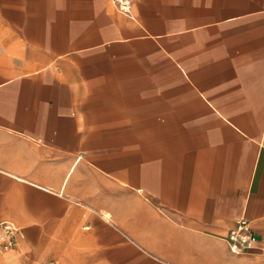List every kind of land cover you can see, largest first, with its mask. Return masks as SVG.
<instances>
[{
  "label": "crops",
  "instance_id": "obj_1",
  "mask_svg": "<svg viewBox=\"0 0 264 264\" xmlns=\"http://www.w3.org/2000/svg\"><path fill=\"white\" fill-rule=\"evenodd\" d=\"M128 1L0 0V164L111 213L88 264H264V0Z\"/></svg>",
  "mask_w": 264,
  "mask_h": 264
},
{
  "label": "rangeland",
  "instance_id": "obj_2",
  "mask_svg": "<svg viewBox=\"0 0 264 264\" xmlns=\"http://www.w3.org/2000/svg\"><path fill=\"white\" fill-rule=\"evenodd\" d=\"M4 136V133L0 131V145ZM93 218L95 216L81 205L31 185L17 182L0 173V222L11 219L27 231L26 240L1 253L0 260L25 242L28 254L22 255L20 264H88L90 262L82 261L86 256L93 255L95 252L100 254L110 252L108 247L97 244L101 243L97 235L92 232L94 228H85L84 225L92 222ZM45 235L49 245L51 244L49 250L37 260L28 257L35 252L39 240ZM121 250L120 255H133V259H130L128 264H145L144 252L138 247L134 246L132 252ZM119 260L117 263L100 264H126L120 257Z\"/></svg>",
  "mask_w": 264,
  "mask_h": 264
},
{
  "label": "bare ground",
  "instance_id": "obj_3",
  "mask_svg": "<svg viewBox=\"0 0 264 264\" xmlns=\"http://www.w3.org/2000/svg\"><path fill=\"white\" fill-rule=\"evenodd\" d=\"M0 172L5 173L6 175H9V176L15 178V180H17L19 182L27 183L29 185L35 186V187H37V188H39L41 190H44L46 192L50 193V190H53L52 187H50V185L48 183L28 178V177L16 172L15 170H13L11 168H8L6 166H3L1 164H0ZM54 191L56 192V193H54L56 195L65 197V198H67L68 200H70V201H72L74 203H79V204L85 205V206L97 211L102 216V218L105 221H107V222H109L111 224H115V222H114V220L112 218V215H111V213L109 211H102V212L100 210L98 211L94 207H92L90 205H87L81 199L75 197L74 195H72L70 193H65V192L57 191V190H54ZM84 226H85V228H91V226L88 225V224H86ZM47 239H48L47 235L43 236L39 240L35 252L29 254L28 257H30L33 260H37L42 255H44V253H46L49 250V248H50L49 247L50 245H49V242H48ZM24 243L19 248H17L18 250L16 249L13 252H8L5 255V257L0 260V264L3 263V262L4 263H9V264H20L22 255L24 253H27V246ZM138 246L142 250H144L146 252H149L148 251L149 248L147 246L141 245L139 243H138Z\"/></svg>",
  "mask_w": 264,
  "mask_h": 264
},
{
  "label": "built area",
  "instance_id": "obj_4",
  "mask_svg": "<svg viewBox=\"0 0 264 264\" xmlns=\"http://www.w3.org/2000/svg\"><path fill=\"white\" fill-rule=\"evenodd\" d=\"M119 8L130 13V2L128 0H115ZM23 229L12 221L0 222V254L4 251L19 245L22 237ZM231 243L232 249L242 251L251 246L253 240L250 221L245 217H241L237 224L230 229L227 236Z\"/></svg>",
  "mask_w": 264,
  "mask_h": 264
}]
</instances>
